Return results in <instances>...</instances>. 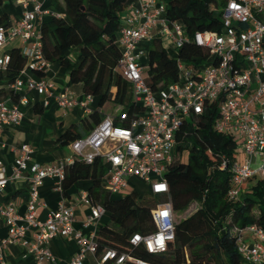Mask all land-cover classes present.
Returning <instances> with one entry per match:
<instances>
[{"label":"built area","instance_id":"1","mask_svg":"<svg viewBox=\"0 0 264 264\" xmlns=\"http://www.w3.org/2000/svg\"><path fill=\"white\" fill-rule=\"evenodd\" d=\"M16 1L25 9L28 0ZM32 1V11L25 9L12 25H0V74L10 60L8 47L12 41H19L26 62L9 86L18 94V100L12 103L0 100V131L20 124L22 107L28 104L27 92L45 97L44 106L48 104L46 98L51 97L63 111L76 105L66 89L55 94V85L50 80L22 79L25 71L42 74L50 68L42 53L41 22L37 26L43 14L41 3ZM156 39L166 40L177 53L192 44L204 49L208 57L198 67L178 59L179 80L153 91L144 80L146 65L141 58L145 56L147 63L148 50L141 46ZM116 44L121 50L117 69L129 83L132 101L140 110L132 115L121 110L115 115H105L85 137L71 142L69 155L55 165L33 162V149L28 144L19 146L10 175L0 160V191L21 179L28 183L24 214H18L12 203L0 206V216L6 225V235L0 238V264H7L4 254L12 246L23 248L33 264H55L49 247L54 238H66L77 245L70 264H87L89 258L95 264H150L113 249L97 255V232L105 210L92 202L88 192H83L71 205L60 204L49 210L45 220H39L38 211L46 208L40 199V188L45 179L51 178L58 181L61 190L68 166L75 161L92 165L99 160L105 167L102 181L109 195L120 194L129 179L136 178L148 186L151 195L165 196L169 189L163 172L176 156V135L182 123L213 107L214 131L240 140L246 157L244 164L235 160L232 166L234 188L229 198L237 200L249 178H264V0H229L222 14V32L200 31L192 36L182 24L167 21L164 4L157 0H132L122 14ZM92 100L91 96H85V102L79 105L85 108ZM4 148L0 141V150ZM77 206L88 210L82 221V229L87 233L74 228ZM175 215L169 202L155 204L151 209L155 229L145 235L133 234L130 244L142 246L149 254L164 253L174 241ZM237 234L242 261L264 264V230L250 225L238 229Z\"/></svg>","mask_w":264,"mask_h":264},{"label":"trees","instance_id":"2","mask_svg":"<svg viewBox=\"0 0 264 264\" xmlns=\"http://www.w3.org/2000/svg\"><path fill=\"white\" fill-rule=\"evenodd\" d=\"M51 15L39 26L43 57L50 64L68 70L69 82L79 85L91 96L97 108L69 128L60 138L62 145L85 137L101 122L105 108L119 107L128 114L140 106L132 101L131 87L117 67L121 50L116 44L123 12L132 0H49ZM166 7L169 23L183 25L186 33L222 32V14L229 0H157ZM0 25L8 26L2 21ZM148 50L144 80L153 90L179 80L177 60L171 58L164 41L156 39ZM76 49L74 60L69 58ZM9 50L10 60L0 74V100L17 101L9 89L26 62L19 47ZM208 57L204 49L192 44L178 50V58L188 65L200 66ZM213 107L201 116L186 119L176 135V156L166 165L163 177L168 194L150 204L137 201L135 192L124 196L109 195L103 188L105 167L95 160L92 165L75 161L65 170L61 182L63 198L78 182L90 181L88 195L101 205L109 221L99 225L97 255L107 249L127 253L150 264H246L238 252L237 230L256 225L264 230V178L254 176L237 200L228 194L234 188L232 166L236 160L237 140L231 134L215 132ZM186 152V162L180 160ZM159 202H169L175 214L198 205L196 211L175 224L174 241L161 254H149L142 246L133 247V234L152 232L151 209ZM103 216V217H104Z\"/></svg>","mask_w":264,"mask_h":264},{"label":"crops","instance_id":"3","mask_svg":"<svg viewBox=\"0 0 264 264\" xmlns=\"http://www.w3.org/2000/svg\"><path fill=\"white\" fill-rule=\"evenodd\" d=\"M40 3L43 14L40 16L37 26L51 14L50 1L40 0ZM33 8L34 2L28 0L25 9L32 11ZM25 9L16 0H0V18L11 25L21 17ZM19 45V41L15 40L8 48L12 49L19 47ZM70 53V55H74L76 49H72ZM22 79L25 82L28 80H50L55 85V94L66 89L76 105L67 111H63L53 97L46 98L48 104L44 106L43 100L45 97L39 96L35 92L25 93L28 104L22 107L20 124L4 127L0 131V141L5 145V148L0 150V160L6 167L7 175L12 172L13 162L18 156V148L21 144H28L33 149L32 161L38 164L55 165L61 159L67 157L69 147L68 145H62L58 141L59 138L72 126H78L80 121L88 116L89 112L97 108L94 99L92 102L86 103L85 108L79 105L80 102H85V95L79 85H73L69 82L68 70L59 64H50L49 70L42 74L25 71ZM2 100L12 103L9 98ZM57 183L56 179H45L43 186L40 188V199L46 206L37 213L38 219L41 221L45 220L49 210L56 209L60 204L71 205L75 203L83 192H88L91 185L90 181L78 182L69 190V197L63 198ZM27 197L28 183L26 179H21L7 184L0 191V206L12 203L16 212L22 215L26 211ZM87 212L85 206L75 208L74 228L82 230L84 233H87V231L82 229V221ZM5 235L6 225L0 216V238ZM49 247L52 255L56 258L55 264H70L77 252L75 242L66 238H54L50 241ZM4 255L7 264H33L32 257L18 246L9 247ZM87 264H92L91 258L88 259Z\"/></svg>","mask_w":264,"mask_h":264},{"label":"rangeland","instance_id":"4","mask_svg":"<svg viewBox=\"0 0 264 264\" xmlns=\"http://www.w3.org/2000/svg\"><path fill=\"white\" fill-rule=\"evenodd\" d=\"M164 44H165V47H166V50L169 54V56L171 58H174L175 60H178V53L173 51L172 50V47L170 46V43L167 42L166 40H164ZM153 45L151 43L149 44H143L141 46V49L143 50H150L152 49ZM71 54V53H70ZM69 54V58L71 60H74V55H70ZM141 63H143L144 65H146V58L145 56H143L141 58ZM121 110V108L119 107H114V106H109L108 108H105L104 109V112L109 114V115H115L117 114L119 111ZM186 157H187V154L186 152H184L181 157H180V160L182 162H186ZM245 155L242 151V147H241V143H240V140L237 142V153H236V162L238 164H244L245 162ZM259 162L257 163V165H254L252 166L253 168H256L258 166ZM246 185H244L242 187V193L244 192V190L246 189ZM130 192H135L136 194V198H137V201L138 202H141V203H144V204H150L152 203L153 201H155L158 196H153L151 195L150 191H149V188L146 184H144L143 182L141 181H138L137 179L135 178H130L129 179V182H128V186L126 187V189L124 191H122L120 194L116 195V196H124L125 194H128ZM198 205H194L192 207H190L187 211L183 212V213H180V214H176L175 215V221L176 223L181 220V219H184L190 215H192L196 209H197ZM109 221V218L105 215L102 220L100 221V225L102 224H106L108 223ZM92 264H95V262L92 260Z\"/></svg>","mask_w":264,"mask_h":264}]
</instances>
